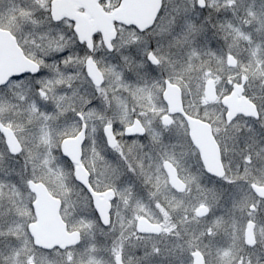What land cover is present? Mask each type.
Segmentation results:
<instances>
[{"label": "snow or ice", "instance_id": "obj_1", "mask_svg": "<svg viewBox=\"0 0 264 264\" xmlns=\"http://www.w3.org/2000/svg\"><path fill=\"white\" fill-rule=\"evenodd\" d=\"M0 264H264V0H0Z\"/></svg>", "mask_w": 264, "mask_h": 264}]
</instances>
